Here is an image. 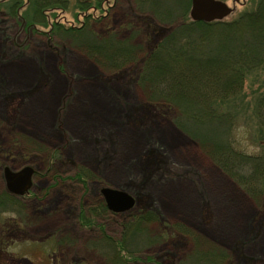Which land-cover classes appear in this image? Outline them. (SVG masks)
I'll return each instance as SVG.
<instances>
[{
	"label": "rangeland",
	"instance_id": "1",
	"mask_svg": "<svg viewBox=\"0 0 264 264\" xmlns=\"http://www.w3.org/2000/svg\"><path fill=\"white\" fill-rule=\"evenodd\" d=\"M220 1L234 10L224 20L256 2ZM8 2L0 4L1 158L20 150L36 174L20 233L3 232L1 223L18 214L0 208V264H264V200L218 167L176 124L178 113L162 116L147 103L149 94L130 79L140 62L127 59L112 72L89 53L85 33L77 41L50 36L56 15H48L49 23L33 18L20 0L13 15ZM113 7L104 27L144 44L143 34L131 31L128 0ZM76 8L70 0L62 12L66 26L86 20ZM258 72L228 105H213L235 120L230 140L249 154L264 148L253 96L264 82V69ZM104 187L132 194L136 209L109 211ZM139 205L146 206L139 212L148 207L155 214L136 228Z\"/></svg>",
	"mask_w": 264,
	"mask_h": 264
},
{
	"label": "trees",
	"instance_id": "2",
	"mask_svg": "<svg viewBox=\"0 0 264 264\" xmlns=\"http://www.w3.org/2000/svg\"><path fill=\"white\" fill-rule=\"evenodd\" d=\"M8 1L10 13L17 15L20 5L16 6L14 0H0V4ZM254 1L251 8L236 12L230 20L206 21L190 17L191 0H128L131 31L134 36L141 33L144 37L140 45L131 44L129 38L118 39L116 31L104 27L119 0H77L76 10L83 11L86 19L80 26H66L61 15L70 0L20 3H28V13L45 23H49L48 15H56L49 23L48 35H66L77 41L85 33L86 45L93 51L89 53L110 63L112 72L121 71L127 59L139 61L140 65L133 67L136 75L130 79L149 94L147 103L162 116L178 113L176 124L200 141L218 167L250 196L264 200V148L255 154L235 149L230 140L235 120L213 107L217 100L228 105L224 102L232 101L244 90L246 77L261 74L258 71L264 69V0ZM90 9L92 13H85ZM24 25L29 29L33 23ZM258 88L253 96L260 145L264 147V82ZM142 206L132 215V225L138 222L136 228L155 214L148 207L139 212L146 207ZM86 224L92 228L94 222ZM121 226L126 229L131 224ZM119 247L125 251L121 244Z\"/></svg>",
	"mask_w": 264,
	"mask_h": 264
},
{
	"label": "flooded vegetation",
	"instance_id": "3",
	"mask_svg": "<svg viewBox=\"0 0 264 264\" xmlns=\"http://www.w3.org/2000/svg\"><path fill=\"white\" fill-rule=\"evenodd\" d=\"M14 146L16 147L15 144ZM14 149L17 148H13V150ZM2 150L3 147L0 144V186L2 188V190H0V208H2V210L10 208L13 213L16 212L15 214H18L17 217H11V223H9L10 220H8L10 218H8L6 222L1 223L3 227L2 230L3 232L13 230L20 233V223L22 222L21 213L26 211L27 214L28 205L31 203V200L35 198L34 178L36 170L31 158H24L26 154L22 153L20 150L18 153L15 151H7L6 160L8 161L1 158ZM93 209L96 210L97 208L93 207ZM18 233H15L16 235L13 234V238L15 236L17 237ZM29 240L30 239H28V241ZM3 248H1V250Z\"/></svg>",
	"mask_w": 264,
	"mask_h": 264
},
{
	"label": "water",
	"instance_id": "4",
	"mask_svg": "<svg viewBox=\"0 0 264 264\" xmlns=\"http://www.w3.org/2000/svg\"><path fill=\"white\" fill-rule=\"evenodd\" d=\"M231 10L226 2L220 0H192L191 3V16L194 19L213 20ZM101 191L107 207L114 212L128 210L135 204L134 196L124 190L104 187Z\"/></svg>",
	"mask_w": 264,
	"mask_h": 264
},
{
	"label": "bare ground",
	"instance_id": "5",
	"mask_svg": "<svg viewBox=\"0 0 264 264\" xmlns=\"http://www.w3.org/2000/svg\"><path fill=\"white\" fill-rule=\"evenodd\" d=\"M191 2H192V0H191ZM6 91V90H5ZM55 97V96H54ZM49 98V101H52V99H53V97L51 96V97H48ZM112 111H114V110H112Z\"/></svg>",
	"mask_w": 264,
	"mask_h": 264
}]
</instances>
